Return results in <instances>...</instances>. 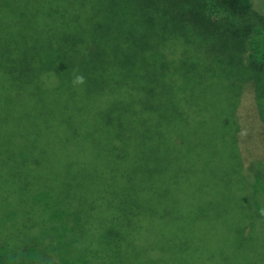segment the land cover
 Instances as JSON below:
<instances>
[{
  "label": "trees",
  "instance_id": "trees-1",
  "mask_svg": "<svg viewBox=\"0 0 264 264\" xmlns=\"http://www.w3.org/2000/svg\"><path fill=\"white\" fill-rule=\"evenodd\" d=\"M209 1L0 0V264H264V0Z\"/></svg>",
  "mask_w": 264,
  "mask_h": 264
},
{
  "label": "rangeland",
  "instance_id": "rangeland-1",
  "mask_svg": "<svg viewBox=\"0 0 264 264\" xmlns=\"http://www.w3.org/2000/svg\"><path fill=\"white\" fill-rule=\"evenodd\" d=\"M209 7V11L211 12H215L216 9L213 5V0L209 1L208 5ZM220 17L223 18L222 21L224 20L225 23L228 24V22H230L232 25L233 22L238 21L237 18H232L229 19L228 17H226V13H221L218 14V19L220 20ZM229 25V24H228ZM226 77H228V79L225 80V83H233V75L230 76L229 73L225 72ZM236 80V79H235ZM229 95H232V97L230 98V104L231 106H233L235 108L234 113L236 114V116L238 117V123H240L241 128H242V135L244 138H250L249 136H255L254 138L257 139V131H260V119L258 117L257 114V107H256V102L253 98V96L250 93H240L239 97L237 98V96L235 95L234 92H230L229 91ZM253 145L258 147V150L260 148L259 144H255V142L253 141ZM255 146H250L249 144H247L248 148H251V151H253V155H255L254 152L257 151V149L253 150ZM250 153V154H252ZM261 153V152H260ZM249 153H246V159L247 161H249V163L253 160V157L250 156Z\"/></svg>",
  "mask_w": 264,
  "mask_h": 264
}]
</instances>
